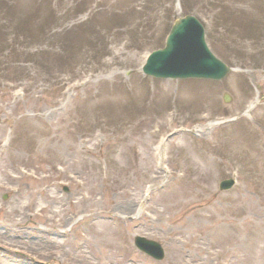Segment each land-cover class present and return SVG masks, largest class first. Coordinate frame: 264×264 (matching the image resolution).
I'll return each instance as SVG.
<instances>
[{
    "label": "rangeland",
    "instance_id": "1",
    "mask_svg": "<svg viewBox=\"0 0 264 264\" xmlns=\"http://www.w3.org/2000/svg\"><path fill=\"white\" fill-rule=\"evenodd\" d=\"M185 14L222 80L142 73ZM0 264H264V0H0Z\"/></svg>",
    "mask_w": 264,
    "mask_h": 264
},
{
    "label": "water",
    "instance_id": "2",
    "mask_svg": "<svg viewBox=\"0 0 264 264\" xmlns=\"http://www.w3.org/2000/svg\"><path fill=\"white\" fill-rule=\"evenodd\" d=\"M230 68L212 54L205 39L201 23L191 15L178 17L172 24L165 46L152 51L142 66L145 75L155 78H203L220 80ZM226 102L228 100L224 99ZM233 180L219 183L220 190H227ZM137 249L161 260L164 257L162 246L142 236L134 237Z\"/></svg>",
    "mask_w": 264,
    "mask_h": 264
}]
</instances>
